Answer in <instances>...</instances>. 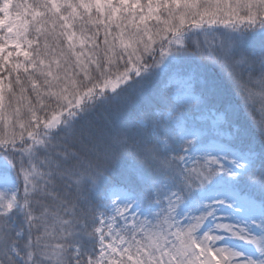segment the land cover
Returning <instances> with one entry per match:
<instances>
[{
    "label": "snow or ice",
    "instance_id": "1",
    "mask_svg": "<svg viewBox=\"0 0 264 264\" xmlns=\"http://www.w3.org/2000/svg\"><path fill=\"white\" fill-rule=\"evenodd\" d=\"M0 264H264V0H0Z\"/></svg>",
    "mask_w": 264,
    "mask_h": 264
}]
</instances>
